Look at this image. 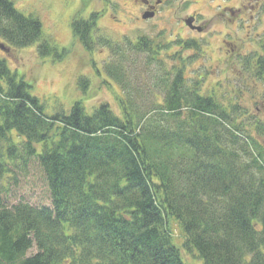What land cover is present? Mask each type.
<instances>
[{
  "label": "trees",
  "instance_id": "trees-1",
  "mask_svg": "<svg viewBox=\"0 0 264 264\" xmlns=\"http://www.w3.org/2000/svg\"><path fill=\"white\" fill-rule=\"evenodd\" d=\"M97 16L74 19L72 37L90 53L108 50L102 68L120 90L121 116L81 101L48 114L0 58V264H184L170 219L203 264H264V123H240L241 108L201 94L178 52L166 69L161 52L173 44L162 33L113 42ZM0 39L11 51L38 43L52 63L67 54L10 0H0ZM77 80L87 94L90 80ZM31 160L49 207L8 202L16 170Z\"/></svg>",
  "mask_w": 264,
  "mask_h": 264
},
{
  "label": "rangeland",
  "instance_id": "rangeland-1",
  "mask_svg": "<svg viewBox=\"0 0 264 264\" xmlns=\"http://www.w3.org/2000/svg\"><path fill=\"white\" fill-rule=\"evenodd\" d=\"M10 1L23 15L31 14L40 20L44 39L53 41L57 49L67 50L63 60L56 63L37 55L38 43L9 50L8 54L0 51V58L5 60L9 70L18 78L24 76L31 84L30 93L45 104L48 114L59 110L67 113L75 102L81 101L87 112L105 103L121 116L120 90L102 68L108 60V50L98 46L100 48L90 53L72 37L74 19L86 20L91 14H97L100 34L113 42L123 37L136 41L141 35L155 39L162 33L164 41L173 44L161 52L166 69L179 65V60L169 58L178 52L185 63L184 76L189 84L199 80L201 94L215 96L227 107L231 104L241 108L243 113L237 115L240 123L248 125L252 120L264 123V75L256 79L241 71L260 53L264 59V0H150L156 14L149 19H142L151 10L141 7L139 0ZM255 5V10L250 9ZM238 10H241L239 16ZM193 16L197 23L190 20ZM187 21H191V26L202 27L204 34L192 32ZM190 40L199 43V50L178 42ZM153 68L154 65L151 72L143 74L139 80L150 79ZM78 77L90 80L87 94L80 91ZM249 133L262 141L255 128ZM7 190L10 204L22 201L36 208L51 205L46 180L37 161L31 160L25 168L17 169L15 181H10ZM169 226L184 264H203L196 250L184 249V233L173 219L169 220ZM33 252L34 248L28 255Z\"/></svg>",
  "mask_w": 264,
  "mask_h": 264
},
{
  "label": "flooded vegetation",
  "instance_id": "flooded-vegetation-1",
  "mask_svg": "<svg viewBox=\"0 0 264 264\" xmlns=\"http://www.w3.org/2000/svg\"><path fill=\"white\" fill-rule=\"evenodd\" d=\"M139 2L141 3V7H145L147 10H152L153 12H155V7H154V5L151 4L150 0H139ZM159 3H160V1L157 4H159ZM256 6L257 5L251 6L250 9L255 10L257 8ZM240 12H241V10L237 11L238 16H239ZM155 14H156V12H155ZM190 20L193 23H197L198 22L195 16L191 17ZM189 29L192 32L194 31V32H198V33L204 34V32L202 31L203 29L200 26H196V25L189 26ZM261 56H262V53H260V55H258V57H256L255 59L252 58V61L250 60L251 64L249 62V65L244 66L243 70H241V71L243 73H246L248 76L250 74H252V75H254L256 77V79H259V77L261 75H264V59H261ZM242 58H243V56L241 57V59ZM241 59H239V60H241Z\"/></svg>",
  "mask_w": 264,
  "mask_h": 264
},
{
  "label": "water",
  "instance_id": "water-1",
  "mask_svg": "<svg viewBox=\"0 0 264 264\" xmlns=\"http://www.w3.org/2000/svg\"><path fill=\"white\" fill-rule=\"evenodd\" d=\"M154 12L151 10V12L149 13H145L143 16H142V19H149L151 17L154 16ZM186 24L188 26H191V21H187ZM198 29V28H197ZM10 47H7L5 43H0V51H2L4 54H8L10 51Z\"/></svg>",
  "mask_w": 264,
  "mask_h": 264
}]
</instances>
